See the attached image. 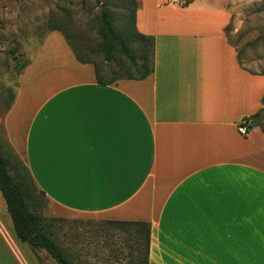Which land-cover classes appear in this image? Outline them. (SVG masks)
<instances>
[{
    "label": "crops",
    "instance_id": "1",
    "mask_svg": "<svg viewBox=\"0 0 264 264\" xmlns=\"http://www.w3.org/2000/svg\"><path fill=\"white\" fill-rule=\"evenodd\" d=\"M137 1L153 72L99 85L50 32L5 139L54 218L149 224L147 264H264V133L237 131L262 108L264 73L238 64L224 9ZM0 202V264H39Z\"/></svg>",
    "mask_w": 264,
    "mask_h": 264
},
{
    "label": "rangeland",
    "instance_id": "2",
    "mask_svg": "<svg viewBox=\"0 0 264 264\" xmlns=\"http://www.w3.org/2000/svg\"><path fill=\"white\" fill-rule=\"evenodd\" d=\"M185 1L188 0H180V5ZM197 2L220 7L228 13L225 35L240 63L253 73H264V0H191L190 4L196 7ZM102 4L114 5L110 12L115 28L122 33L129 15L119 0H0V145L6 150L2 121L9 95L16 93L22 65L34 60L51 28H61L77 36L85 52L104 73L120 70L119 60L125 63L124 57L116 55L109 68H105L97 34ZM54 35L71 53L62 34L54 32ZM48 77L47 71L42 72L36 84H42ZM259 115L264 125V103ZM40 198L39 213L50 219L52 238L72 254L77 264H141L138 260L142 255V241L137 238V228L83 218L56 220L48 202L42 196ZM0 199L3 201L2 197ZM4 210V216L10 221L5 204ZM34 253L39 264H56L44 251L35 250Z\"/></svg>",
    "mask_w": 264,
    "mask_h": 264
},
{
    "label": "trees",
    "instance_id": "3",
    "mask_svg": "<svg viewBox=\"0 0 264 264\" xmlns=\"http://www.w3.org/2000/svg\"><path fill=\"white\" fill-rule=\"evenodd\" d=\"M119 1L123 4L125 13L129 15V19H127L128 23H124L123 25V32H119L114 26L113 17L110 12V9L114 5L102 4L99 6V28L97 34L100 38L98 49L103 56L105 68H109V64L114 57L120 55L125 58V63L122 60L118 61L120 70H112L111 72L104 73L98 63L93 61L85 52L83 44L78 41L77 36L71 32H66L57 27L51 28L48 32H60L70 47L75 59L79 63L93 65L95 79L99 85L114 84L122 79L141 80L153 72L154 38L140 34L135 26V16L139 3L137 0ZM190 3L191 0L185 1L182 6H187ZM237 61L244 68L240 63L238 54ZM29 62L26 61L22 65V69ZM14 98L15 94L9 95L5 114L10 109ZM261 102L263 105L264 97ZM261 110L262 108L244 119L248 123V131L254 127H258L264 133V125L261 123L259 115ZM5 144L8 147L7 150L0 145V194L12 222L15 236L21 242L27 244L33 252L39 249L44 250L47 256L56 264H77L72 254L52 238L49 224L50 219L43 217L39 213V208L42 207L40 197L42 196L46 200L44 193L36 188L27 167L14 154L7 141H5ZM54 219L63 220L62 218ZM108 223L137 228V238L142 241V255L138 262L147 264L149 224L110 221Z\"/></svg>",
    "mask_w": 264,
    "mask_h": 264
},
{
    "label": "built area",
    "instance_id": "4",
    "mask_svg": "<svg viewBox=\"0 0 264 264\" xmlns=\"http://www.w3.org/2000/svg\"><path fill=\"white\" fill-rule=\"evenodd\" d=\"M172 3L180 4V0H171ZM247 122L245 120L241 121L239 125L237 126V131L240 134H246L247 133Z\"/></svg>",
    "mask_w": 264,
    "mask_h": 264
}]
</instances>
